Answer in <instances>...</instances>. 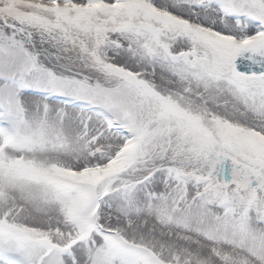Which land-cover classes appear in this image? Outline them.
Returning a JSON list of instances; mask_svg holds the SVG:
<instances>
[{"label":"snow or ice","instance_id":"obj_1","mask_svg":"<svg viewBox=\"0 0 264 264\" xmlns=\"http://www.w3.org/2000/svg\"><path fill=\"white\" fill-rule=\"evenodd\" d=\"M0 264H264V0H0Z\"/></svg>","mask_w":264,"mask_h":264}]
</instances>
